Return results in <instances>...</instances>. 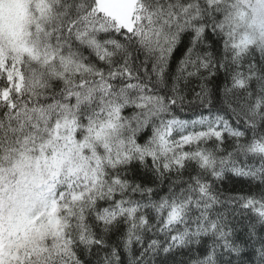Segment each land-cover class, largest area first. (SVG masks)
<instances>
[{
  "label": "snow or ice",
  "instance_id": "1",
  "mask_svg": "<svg viewBox=\"0 0 264 264\" xmlns=\"http://www.w3.org/2000/svg\"><path fill=\"white\" fill-rule=\"evenodd\" d=\"M0 264H264V0H0Z\"/></svg>",
  "mask_w": 264,
  "mask_h": 264
}]
</instances>
